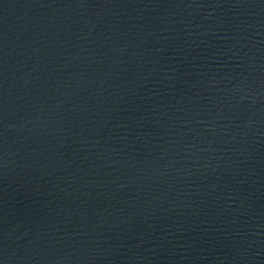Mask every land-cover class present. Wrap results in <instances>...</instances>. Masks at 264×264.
Segmentation results:
<instances>
[{
	"label": "water",
	"instance_id": "obj_1",
	"mask_svg": "<svg viewBox=\"0 0 264 264\" xmlns=\"http://www.w3.org/2000/svg\"><path fill=\"white\" fill-rule=\"evenodd\" d=\"M0 264H264V0H0Z\"/></svg>",
	"mask_w": 264,
	"mask_h": 264
}]
</instances>
